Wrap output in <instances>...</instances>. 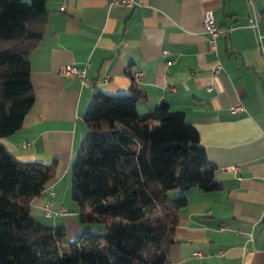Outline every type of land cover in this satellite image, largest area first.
Masks as SVG:
<instances>
[{"label": "crops", "instance_id": "crops-1", "mask_svg": "<svg viewBox=\"0 0 264 264\" xmlns=\"http://www.w3.org/2000/svg\"><path fill=\"white\" fill-rule=\"evenodd\" d=\"M44 3L48 22L28 56L35 101L21 129L0 139L18 161L57 163L30 214L47 219L40 211L46 202L53 211L67 207L72 215L48 219L71 240L80 233L67 197L72 158L85 136L82 114L98 90L132 88L145 95L136 102L139 113L164 102L183 114L221 185L184 192L168 264H264V0H135L131 9L108 0ZM206 10L227 30L215 36L214 51L201 23ZM216 60L222 71L211 74ZM67 64L85 71L92 88L58 76ZM229 166L236 172L223 170Z\"/></svg>", "mask_w": 264, "mask_h": 264}, {"label": "trees", "instance_id": "trees-1", "mask_svg": "<svg viewBox=\"0 0 264 264\" xmlns=\"http://www.w3.org/2000/svg\"><path fill=\"white\" fill-rule=\"evenodd\" d=\"M47 17L44 0H0V139L21 129L35 101L28 56ZM91 96L70 165L69 196L84 227L74 239L29 212L57 163L18 161L0 143V264H168L184 192L220 188L181 112L161 102L139 113L145 95L132 88Z\"/></svg>", "mask_w": 264, "mask_h": 264}, {"label": "built area", "instance_id": "built-area-1", "mask_svg": "<svg viewBox=\"0 0 264 264\" xmlns=\"http://www.w3.org/2000/svg\"><path fill=\"white\" fill-rule=\"evenodd\" d=\"M109 4H114V5H122L125 8L131 9L133 8V6L135 5V0H108ZM203 18L201 20L202 23V28L204 31V34L207 36L208 40H209V49L212 51H214V45H215V36L218 34H226L227 30L226 28H220L218 27L215 23H214V16L212 15V13L209 10H206L203 12ZM250 23V20H249ZM164 53V52H162ZM168 63V62H166ZM220 71H222V66L219 64V62L216 60L214 61V63L212 64L211 67V74H217ZM57 75L63 78H67V79H71L72 77H78L80 84L82 85V87H87V89L92 88L93 84L90 83L85 76V71H83L82 69L77 68L76 66H74L73 64H67V65H62L59 66L56 70ZM134 76H138L137 72L136 74H134ZM239 106H233L232 108H230L231 110L237 109ZM263 137H264V133H263ZM28 144L25 143L24 147H26ZM224 171L233 173L236 172V167L234 166H229L223 169ZM262 179L264 181V175L262 176ZM52 191V190H51ZM51 191L49 192V194H51ZM51 203L50 202H46L44 205L41 206L40 211L41 214H43L44 218H51L52 216L55 215H65V210L62 207H58L56 211H53L51 209ZM193 257H200L199 253H195L193 254Z\"/></svg>", "mask_w": 264, "mask_h": 264}, {"label": "rangeland", "instance_id": "rangeland-1", "mask_svg": "<svg viewBox=\"0 0 264 264\" xmlns=\"http://www.w3.org/2000/svg\"><path fill=\"white\" fill-rule=\"evenodd\" d=\"M69 178H70V174H69ZM69 178H68V180H69ZM60 185L63 186V183H61ZM170 195H172V196H179L180 193L178 191H172V192H170ZM67 198H68L67 200L70 202V204L72 206H75L74 205L75 203L72 200H70L69 196ZM66 209H69V208L66 207ZM66 209H65V211H68L66 213H68V215H72V212H70V210H66ZM43 221L46 222V223H51L52 222V219H43ZM84 226H87V228H91V229L96 227L95 224H86ZM66 238L68 240H71V238H69V236H66Z\"/></svg>", "mask_w": 264, "mask_h": 264}]
</instances>
